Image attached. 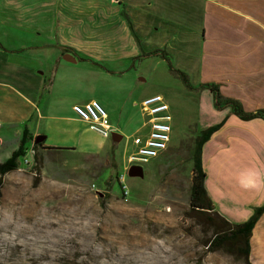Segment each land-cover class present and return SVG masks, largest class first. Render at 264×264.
Instances as JSON below:
<instances>
[{
  "label": "crops",
  "instance_id": "obj_1",
  "mask_svg": "<svg viewBox=\"0 0 264 264\" xmlns=\"http://www.w3.org/2000/svg\"><path fill=\"white\" fill-rule=\"evenodd\" d=\"M154 50L191 85L217 84L222 98L247 113L264 109V0H0V130L17 135L26 127L35 137L44 122V134L48 124L65 133L77 134L83 124L81 132L92 131L72 107L97 100L81 93L121 73L114 65ZM151 56L172 74L166 59ZM204 90L209 116L197 120V132L225 118L201 148L205 191L221 217L242 223L264 206V119L242 120L230 107L216 110L208 89L191 91L201 102ZM248 260L264 264V210L249 236Z\"/></svg>",
  "mask_w": 264,
  "mask_h": 264
},
{
  "label": "rangeland",
  "instance_id": "obj_2",
  "mask_svg": "<svg viewBox=\"0 0 264 264\" xmlns=\"http://www.w3.org/2000/svg\"><path fill=\"white\" fill-rule=\"evenodd\" d=\"M113 67L122 72L81 95L95 97L122 139L112 143L94 131L81 132L84 124L77 134L48 124L44 134L47 126L40 124L52 147L34 146L31 136L18 168L1 178L0 264H243L225 250L208 251L212 229L204 215L189 210L191 151L197 120L209 116L210 94L204 90L197 101V91L184 88L157 56ZM154 94L169 105L168 149L142 166V178L130 177L125 159L134 148L131 137L143 131L141 101ZM21 134L0 130V162ZM31 145L34 167L23 161L31 160Z\"/></svg>",
  "mask_w": 264,
  "mask_h": 264
},
{
  "label": "trees",
  "instance_id": "obj_3",
  "mask_svg": "<svg viewBox=\"0 0 264 264\" xmlns=\"http://www.w3.org/2000/svg\"><path fill=\"white\" fill-rule=\"evenodd\" d=\"M121 16L127 23V26L133 36L137 45H140V40L135 34L132 23L127 17L125 11L122 9L120 12ZM63 52H72L69 48H62ZM160 54L167 61L169 71L174 74L177 79L183 84L187 90H199V89H208L213 98V107L216 110H220L224 107H230L233 113L242 120H249L253 118H262L264 119V109L256 110L254 112H244L240 104L230 98H222L219 93L218 85L214 83H201L196 86L190 84L188 76L175 68L172 67L167 55L164 51L154 50L149 53H142L141 56H149ZM88 60L94 64L100 65L97 62L90 59ZM225 118L222 119L217 124L208 126L195 135L194 144L191 151V183L189 187V210L194 214L204 215L207 223L212 229V235L206 241L207 250L212 252L216 250H225L229 253H232L242 259L243 264H250L248 260L249 253V236L251 230L256 220L264 210V206L255 209L254 213L242 223H230L221 217L215 210H213L212 202L209 200L205 187L204 179L205 172L202 168L201 160V148L205 141H207L210 135L217 131L224 123ZM31 140V135L26 127L23 128L21 138L17 148L12 152L10 157L0 162V182L2 176L18 168L19 162L18 159L23 155L25 151V142ZM41 143H33L34 146H40ZM117 177V175L115 176ZM121 190V185H120Z\"/></svg>",
  "mask_w": 264,
  "mask_h": 264
},
{
  "label": "built area",
  "instance_id": "obj_4",
  "mask_svg": "<svg viewBox=\"0 0 264 264\" xmlns=\"http://www.w3.org/2000/svg\"><path fill=\"white\" fill-rule=\"evenodd\" d=\"M141 109L145 121L142 133L131 137L133 150L127 154L124 168L126 171L131 166H143L151 159L159 157L168 148L171 132V115L169 105L160 94H154L141 101ZM74 114L83 122L88 123L89 128L104 138H109L114 132V127L109 121L105 108L97 101L91 100L84 104H75L72 107ZM28 157L24 156L26 166L34 167L35 150L33 146L28 150ZM122 184V193L127 195L128 189L123 184V176L118 177Z\"/></svg>",
  "mask_w": 264,
  "mask_h": 264
},
{
  "label": "water",
  "instance_id": "obj_5",
  "mask_svg": "<svg viewBox=\"0 0 264 264\" xmlns=\"http://www.w3.org/2000/svg\"><path fill=\"white\" fill-rule=\"evenodd\" d=\"M66 61L75 62V59H73L69 54H66V56L63 57ZM110 139L114 143H118L122 139V135L117 132H112ZM45 140V135L39 134L34 137V143H41ZM127 175L130 177H138L142 178L144 176V171L142 166H131L128 171ZM99 195H103L99 192Z\"/></svg>",
  "mask_w": 264,
  "mask_h": 264
},
{
  "label": "clouds",
  "instance_id": "obj_6",
  "mask_svg": "<svg viewBox=\"0 0 264 264\" xmlns=\"http://www.w3.org/2000/svg\"><path fill=\"white\" fill-rule=\"evenodd\" d=\"M6 235V234H5ZM15 237V234L13 233V238Z\"/></svg>",
  "mask_w": 264,
  "mask_h": 264
}]
</instances>
